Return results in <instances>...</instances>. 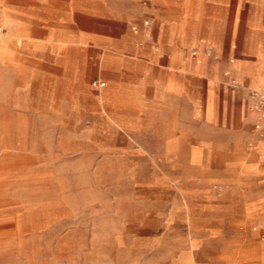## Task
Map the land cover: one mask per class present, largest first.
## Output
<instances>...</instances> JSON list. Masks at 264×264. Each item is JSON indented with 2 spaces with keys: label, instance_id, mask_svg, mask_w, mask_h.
<instances>
[{
  "label": "rangeland",
  "instance_id": "1",
  "mask_svg": "<svg viewBox=\"0 0 264 264\" xmlns=\"http://www.w3.org/2000/svg\"><path fill=\"white\" fill-rule=\"evenodd\" d=\"M5 2L0 264H264V0ZM163 53L188 67L182 134L139 100L164 75L119 71ZM95 79L121 81L126 107H104ZM208 90L230 132L192 116Z\"/></svg>",
  "mask_w": 264,
  "mask_h": 264
},
{
  "label": "crops",
  "instance_id": "2",
  "mask_svg": "<svg viewBox=\"0 0 264 264\" xmlns=\"http://www.w3.org/2000/svg\"><path fill=\"white\" fill-rule=\"evenodd\" d=\"M6 0H0V4L4 6H8L5 2ZM2 23L6 26V31L3 32V36L0 37V58L1 64L3 63L4 69H9L12 66V51H13V38L10 32L17 28L16 24L14 25L13 17L8 14L3 16ZM23 27V25L21 24ZM182 26V22L179 23V27ZM24 29V28H23ZM16 46V45H15ZM22 51V49H21ZM25 52V51H23ZM244 54H248L246 50L241 51ZM27 55V51L25 52ZM257 58L263 61V55L261 53H256ZM39 56L43 55L38 54ZM57 55V54H56ZM202 55L201 49H199L197 54V59ZM126 63H124L123 68L120 69L125 74L131 73H141V75H148L147 72L149 70H154L158 72L160 75H164L163 79H154L149 83V91L148 96L140 97L139 100L148 104V107L154 110L157 113L158 124H164L168 126L179 128L177 133L182 134L184 131V125L187 123L189 118V109H188V95H187V83H188V67L185 60V57L177 58L173 54L163 53L158 58L157 57H133L132 59H124ZM65 61V60H64ZM106 60H102V65H105ZM127 62H133L134 65L131 67L126 66ZM49 65L52 66L53 69L61 68V60L57 55ZM2 66V65H1ZM233 69L236 70V66H233ZM173 77H177L178 81L174 82ZM250 77V75H249ZM180 82V83H179ZM121 81L113 82L109 81L108 88L101 86L99 97L101 99L102 104L106 108H112L113 106L119 109H124L125 99L121 96L122 91L118 87H120ZM250 84L253 89H259L264 86V75H254L251 77ZM116 86V87H115ZM144 94V92L140 93ZM138 99V97H137ZM136 100V98H135ZM215 95L211 90L207 91V95L205 97L204 105H197L195 110L193 111L192 116L196 119H200L202 121V125H212L216 127H220L221 131L227 132L234 127L232 122V114L230 112H226L223 108L222 104L218 105L215 108ZM113 109V108H112ZM215 119H223V123H215ZM226 121V122H225ZM168 133V130L166 134ZM168 139V137L166 138ZM227 141V149L232 148L234 145V139L228 138L224 139ZM257 152L264 158V138L259 140L257 143ZM239 166L244 169L248 168L247 165L239 164Z\"/></svg>",
  "mask_w": 264,
  "mask_h": 264
},
{
  "label": "built area",
  "instance_id": "3",
  "mask_svg": "<svg viewBox=\"0 0 264 264\" xmlns=\"http://www.w3.org/2000/svg\"><path fill=\"white\" fill-rule=\"evenodd\" d=\"M0 19H1V11H0ZM1 31H2V25H1V21H0V33H1ZM93 84L101 87V86H104L105 85V82L102 81V80H100V79H95L93 81ZM260 94H261V100L264 103V93L263 94L260 93ZM262 117H264V115H262ZM263 125H264V123H263ZM258 128H260L261 131L263 130V127H261L260 125H258Z\"/></svg>",
  "mask_w": 264,
  "mask_h": 264
},
{
  "label": "bare ground",
  "instance_id": "4",
  "mask_svg": "<svg viewBox=\"0 0 264 264\" xmlns=\"http://www.w3.org/2000/svg\"><path fill=\"white\" fill-rule=\"evenodd\" d=\"M254 90L263 94L264 93V86L260 87L259 89H254Z\"/></svg>",
  "mask_w": 264,
  "mask_h": 264
}]
</instances>
